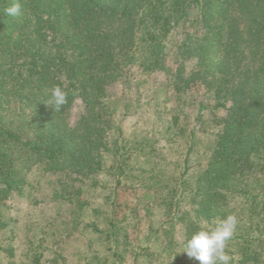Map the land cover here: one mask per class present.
Returning a JSON list of instances; mask_svg holds the SVG:
<instances>
[{
	"label": "trees",
	"instance_id": "obj_1",
	"mask_svg": "<svg viewBox=\"0 0 264 264\" xmlns=\"http://www.w3.org/2000/svg\"><path fill=\"white\" fill-rule=\"evenodd\" d=\"M14 3L22 14L6 15ZM54 86L68 93L56 111ZM132 113L143 130L126 135ZM14 195L66 216L10 233ZM230 214V264H264V0H0L6 264H62L76 233L77 264H199L187 239Z\"/></svg>",
	"mask_w": 264,
	"mask_h": 264
},
{
	"label": "rangeland",
	"instance_id": "obj_2",
	"mask_svg": "<svg viewBox=\"0 0 264 264\" xmlns=\"http://www.w3.org/2000/svg\"><path fill=\"white\" fill-rule=\"evenodd\" d=\"M134 71L136 72V76L139 78H143L137 68H134ZM150 79V82L155 84L158 91H160L163 85L164 81V73L162 72H156L148 76ZM123 85L121 83H117L114 85V89L116 91L122 90L121 88ZM204 90L202 88H194L190 91V97L191 98H197L199 97L200 93H202ZM83 110V104L81 100H77L75 102L73 111H72V117L71 121L75 122L76 119L79 117ZM192 110V109H191ZM143 122L144 117L141 115V113H132L129 114L126 119L123 122V128L124 133L126 135H131L136 132H141L143 129ZM41 173L38 171H35L31 174L30 178L32 181L37 182L41 180ZM101 181H106L105 177L99 178ZM48 188L46 189V191ZM88 194L90 197L94 198V200H99L101 196V191L94 190L91 188H88ZM46 191H35V195L38 196L40 199H42L45 196ZM48 192V191H47ZM34 195V192L32 196ZM8 210L5 214V217L7 220L10 221L9 224V232H15L17 235L20 236V234L23 235L24 229L27 227L28 224H34L35 222H38L39 220H46V218H51L52 220L60 219L61 216H66L67 207L63 204H57L55 202L50 203H44L43 207H36L33 208V206L29 203V199L27 197H20L17 195H14L8 202ZM60 222V221H57ZM157 223V221H155ZM183 226L178 225L177 227V238L179 241L183 239ZM78 233L74 235L71 238H68L63 244H61V249L63 251V255L65 256L66 260H62V264H77L79 261V258L81 256V251L84 246V241L82 237H78ZM3 256H0V261L2 260L1 264H6V259H2ZM194 260V259H193ZM195 262H198L195 260ZM199 263V262H198Z\"/></svg>",
	"mask_w": 264,
	"mask_h": 264
},
{
	"label": "clouds",
	"instance_id": "obj_3",
	"mask_svg": "<svg viewBox=\"0 0 264 264\" xmlns=\"http://www.w3.org/2000/svg\"><path fill=\"white\" fill-rule=\"evenodd\" d=\"M8 16L16 17L22 14L19 3H14L4 10ZM68 93L60 86L51 89L48 104L56 110L67 103ZM238 218L228 215L219 220L214 226H200L190 238L187 239L183 250L190 259L199 264H230V257L226 252L228 241H230L238 227Z\"/></svg>",
	"mask_w": 264,
	"mask_h": 264
}]
</instances>
